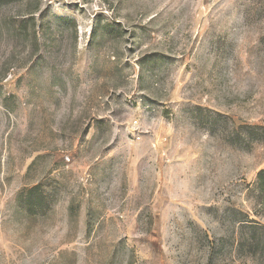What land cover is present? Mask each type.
<instances>
[{
    "label": "rangeland",
    "instance_id": "1",
    "mask_svg": "<svg viewBox=\"0 0 264 264\" xmlns=\"http://www.w3.org/2000/svg\"><path fill=\"white\" fill-rule=\"evenodd\" d=\"M262 169L264 0H0V264H264Z\"/></svg>",
    "mask_w": 264,
    "mask_h": 264
},
{
    "label": "trees",
    "instance_id": "2",
    "mask_svg": "<svg viewBox=\"0 0 264 264\" xmlns=\"http://www.w3.org/2000/svg\"><path fill=\"white\" fill-rule=\"evenodd\" d=\"M258 186L264 190V169L258 172ZM35 189H30L29 196H28V212L32 213L34 211V201L32 197L34 196Z\"/></svg>",
    "mask_w": 264,
    "mask_h": 264
}]
</instances>
